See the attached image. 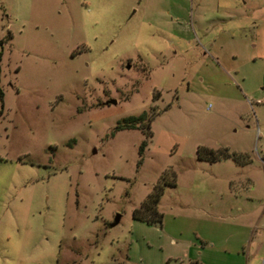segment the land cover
<instances>
[{
	"label": "rangeland",
	"instance_id": "374dc122",
	"mask_svg": "<svg viewBox=\"0 0 264 264\" xmlns=\"http://www.w3.org/2000/svg\"><path fill=\"white\" fill-rule=\"evenodd\" d=\"M0 90V264H264V0H0Z\"/></svg>",
	"mask_w": 264,
	"mask_h": 264
},
{
	"label": "trees",
	"instance_id": "16d2710c",
	"mask_svg": "<svg viewBox=\"0 0 264 264\" xmlns=\"http://www.w3.org/2000/svg\"><path fill=\"white\" fill-rule=\"evenodd\" d=\"M2 97V91L0 90V98ZM135 123L132 119L128 118L126 121H124L121 124H118L115 129L121 128V127H134ZM150 133V131L148 132ZM146 145V142L143 141L138 148L139 154L142 153L144 147ZM196 156L198 159H204L207 161H218L220 159H226L231 158L236 164L242 165L249 162V157L245 154L240 153H231L228 151L227 148H223L222 150H213L212 148L208 147H198L196 149ZM244 157V160H240L239 157ZM163 184H166V181L162 182ZM170 184H174L173 182L169 181ZM156 189L149 193L147 197L141 202L140 206L136 209H134L132 216L134 218L144 220L146 222H160L162 214L157 210L156 204L158 202L159 196L161 194L162 186L161 184L156 185ZM188 264H201L197 261H191Z\"/></svg>",
	"mask_w": 264,
	"mask_h": 264
},
{
	"label": "water",
	"instance_id": "95a60500",
	"mask_svg": "<svg viewBox=\"0 0 264 264\" xmlns=\"http://www.w3.org/2000/svg\"><path fill=\"white\" fill-rule=\"evenodd\" d=\"M106 104H114L115 103V100L114 99H109L105 102ZM119 220V215H117L114 219V221L112 222V224H116Z\"/></svg>",
	"mask_w": 264,
	"mask_h": 264
}]
</instances>
